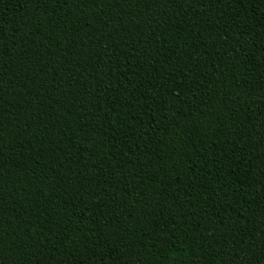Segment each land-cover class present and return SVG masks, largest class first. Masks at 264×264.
<instances>
[{
  "label": "trees",
  "instance_id": "1",
  "mask_svg": "<svg viewBox=\"0 0 264 264\" xmlns=\"http://www.w3.org/2000/svg\"><path fill=\"white\" fill-rule=\"evenodd\" d=\"M0 264H264V0H0Z\"/></svg>",
  "mask_w": 264,
  "mask_h": 264
}]
</instances>
